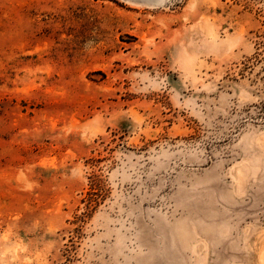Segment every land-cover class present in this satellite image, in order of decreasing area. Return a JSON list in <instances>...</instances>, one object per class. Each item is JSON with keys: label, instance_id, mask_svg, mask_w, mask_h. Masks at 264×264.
<instances>
[{"label": "rangeland", "instance_id": "374dc122", "mask_svg": "<svg viewBox=\"0 0 264 264\" xmlns=\"http://www.w3.org/2000/svg\"><path fill=\"white\" fill-rule=\"evenodd\" d=\"M262 256L264 0H0V264Z\"/></svg>", "mask_w": 264, "mask_h": 264}, {"label": "bare ground", "instance_id": "6f19581e", "mask_svg": "<svg viewBox=\"0 0 264 264\" xmlns=\"http://www.w3.org/2000/svg\"><path fill=\"white\" fill-rule=\"evenodd\" d=\"M261 255H262V253H261ZM262 260H263L262 262H263V264H264V259H263V256H262Z\"/></svg>", "mask_w": 264, "mask_h": 264}]
</instances>
